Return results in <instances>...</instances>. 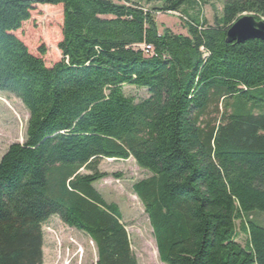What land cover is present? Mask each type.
<instances>
[{"label": "trees", "instance_id": "trees-1", "mask_svg": "<svg viewBox=\"0 0 264 264\" xmlns=\"http://www.w3.org/2000/svg\"><path fill=\"white\" fill-rule=\"evenodd\" d=\"M40 5L63 6L52 67L16 36ZM244 14L264 20V0H224L213 25L179 35L129 0H0V93L29 113L25 143L0 160V264H44L54 216L91 239L96 264H138L119 206L94 187L101 161L131 158L150 173L133 191L163 264H264V41L226 42Z\"/></svg>", "mask_w": 264, "mask_h": 264}, {"label": "rangeland", "instance_id": "rangeland-1", "mask_svg": "<svg viewBox=\"0 0 264 264\" xmlns=\"http://www.w3.org/2000/svg\"><path fill=\"white\" fill-rule=\"evenodd\" d=\"M117 4L125 0H112ZM139 3L148 10H155V20L159 32L171 30L175 34L187 35L185 23L189 20L205 21L209 25L222 17L224 0H188L180 12H159L165 0H129ZM63 6H37L31 19L16 36L23 41L29 51L41 57L46 66L52 67L62 60L58 45L62 41ZM41 49L46 54L41 56ZM126 96L143 101L148 98L145 89L125 86ZM29 113L21 101L0 93V160L13 144L26 141ZM99 172L106 177L94 187L108 203L117 204L127 226L132 251L138 264H163L159 258L154 232L145 209L134 194L133 186L150 176L141 169L134 159L127 161L103 160ZM83 174H87L83 171ZM254 220L264 226V214H254ZM44 264H96L97 249L91 239L78 230L66 226L57 216L43 225ZM239 242L245 246L246 238L241 235Z\"/></svg>", "mask_w": 264, "mask_h": 264}, {"label": "water", "instance_id": "water-1", "mask_svg": "<svg viewBox=\"0 0 264 264\" xmlns=\"http://www.w3.org/2000/svg\"><path fill=\"white\" fill-rule=\"evenodd\" d=\"M254 40L264 41V20L251 14L241 16L227 32V44H245Z\"/></svg>", "mask_w": 264, "mask_h": 264}, {"label": "built area", "instance_id": "built-area-1", "mask_svg": "<svg viewBox=\"0 0 264 264\" xmlns=\"http://www.w3.org/2000/svg\"><path fill=\"white\" fill-rule=\"evenodd\" d=\"M143 49H145L147 51H153L152 47H149V46H144Z\"/></svg>", "mask_w": 264, "mask_h": 264}]
</instances>
